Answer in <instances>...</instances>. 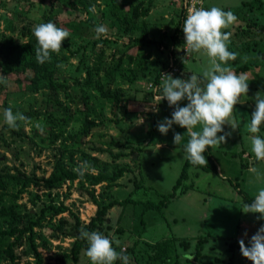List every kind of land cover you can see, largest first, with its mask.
<instances>
[{"label": "rangeland", "instance_id": "374dc122", "mask_svg": "<svg viewBox=\"0 0 264 264\" xmlns=\"http://www.w3.org/2000/svg\"><path fill=\"white\" fill-rule=\"evenodd\" d=\"M118 1L124 2V10L130 2H138ZM155 1L157 5L151 6L144 19L151 23L149 38L162 43L167 40L169 44L172 25L176 22L177 10H174L176 4L174 0ZM244 2L246 4L242 5ZM51 3L55 4L54 12H59V17L64 21L62 17L68 16L67 9L60 5L59 0H46L45 4L51 8ZM107 3L108 0H98L92 5L95 12H90L89 9L82 15L77 12L76 15L79 16L75 18L72 27L63 25L71 35L64 41L66 47L60 50V56L65 63L56 70V76L65 79L70 88L66 92L57 91V101H54L52 99L54 96L45 89L34 95L23 93L16 81L17 78H23V75L5 72L0 64V73L8 78L6 84L0 83V175L16 179L6 184L3 191L6 197L0 208L6 212L12 209L17 214L15 224L18 226L27 225L28 220H39L40 224L33 229V245L27 234L21 240V246L13 249L15 264H35L34 250L41 256L42 264H91L86 255L87 249L81 250L77 262L72 261L70 257V248L76 240L73 228L75 219L72 214L83 225L95 215L97 203L103 205L113 200L131 198L134 201H151L156 204L170 193H173V196H170L165 206L153 210H145L143 205L131 203L112 207L106 215L107 221L95 231L119 241L118 246L115 243L113 246L117 251L125 250V254L139 237L155 243L160 239L176 236L174 248L178 254L191 256L199 248L200 264H253L242 255L239 246V251L235 253L231 251V254L228 246L231 242L230 236L244 239L246 245L250 246L248 242L251 237L264 226V219H259V214H245L242 211L246 204L242 203L243 195L255 197L258 190L264 187V183L257 181L252 171L259 169L264 172V161H257L252 153L250 141L252 134L247 128L255 110V96L258 92L264 94V30L261 29L259 32L260 26H264V0H203L209 9L217 6L224 11H232L238 21L244 22L240 26L234 23L224 31L231 32L233 29L237 32L236 30L245 28L250 19L256 20L259 26L253 28L254 32H251L254 38H249V34L237 37L243 40L248 35L247 44L255 48L245 54L247 59L243 63L256 57L259 50L261 54L260 60L255 59L257 65L249 67L244 72L249 77V93L248 97L243 98V103L235 106L233 115L238 128L233 130L230 125H224L225 132L232 133L227 143L214 149L208 148V155L212 158L216 171L204 173L200 171L202 169L189 168L188 176L186 173L185 180L176 190H173V186L181 174L185 161L187 129L174 124L167 135L160 133L157 128L158 122L165 118L170 119L175 106L170 107L168 102L163 100L160 107L153 110V118L148 114L142 115L144 109H151L152 106L147 81L129 85L123 78L132 74V71L135 72L133 68H138L139 60L145 57L152 58L148 63L149 69L160 64L161 60L164 61L166 50L168 53L169 49L164 43L161 44L165 48L164 51H159L153 44L138 47L136 50L133 47L125 49L124 46L131 34H125L119 24L110 25L109 20L102 19L108 8ZM162 4H167V8L170 9L162 10L160 7L164 6ZM43 10L38 3H34V6L28 9V5L18 0L0 1V52H4L10 43L18 45L16 52L21 51L28 41V36L23 35L21 29L30 22L35 23L36 20L42 19ZM21 11L26 13L23 14ZM167 21L169 23H166ZM101 24L106 26L107 34L97 39L95 28ZM139 34L140 32H135L134 36ZM101 38L108 39L109 42L102 44L98 41ZM93 42L98 43L94 45ZM121 50H125L127 56L133 54L134 58L128 63L126 56L121 68L116 72V80L111 85V90H120L121 99L125 104L121 101L113 112L108 102L101 99L91 86L84 84L85 70L90 68L91 74L95 72V59L101 51L104 52L102 61L104 64H115ZM237 57L240 59L241 53H238ZM81 58H84L82 68L77 69ZM14 59H18L17 56L14 55ZM185 62L186 69H182V75H173L174 78L188 79L192 72L200 74L209 66V58L203 52L196 53L193 60ZM228 65L234 66L232 61H229ZM150 76L149 73L145 74L144 79L148 80ZM98 80L102 82L110 78L101 74ZM85 99L88 101L83 104L81 100ZM187 103L185 99L180 102V106H186ZM10 106L14 113L20 112L25 115L31 110L33 115L27 123L18 122V129H12L4 122L3 116L4 109ZM85 107L94 115L90 114V118L106 122L104 126L89 132L79 150V147L75 148L77 146L75 137L80 135L83 127ZM166 110L170 112L165 114ZM65 118H68L66 125L63 122ZM196 130H200V127L198 126ZM175 132L185 136L180 145L173 142ZM258 135L264 138V126ZM70 151L74 152L78 166L82 163L83 157H87L89 163L94 162L93 169L89 170L94 175L105 172L110 176L121 167L131 169L115 184L103 182L93 186L90 183L65 181L58 186L50 187L44 181H40L52 175L59 161L69 170ZM112 154H119L120 157L110 164ZM240 158L247 167L241 165ZM24 175L31 179L26 187L22 186ZM235 184L238 185L237 189ZM19 190L22 192L13 200L10 194L14 195ZM60 204L67 206L72 214L66 212L55 215L46 208L57 207ZM43 209L45 211L41 214ZM10 216L11 214L0 216L1 229H7ZM207 233L210 236H206ZM12 241L13 238H10L0 244V264H9V261L4 259L2 250ZM85 243L88 245L87 240ZM139 247L140 244L134 248L138 250L137 254L135 252L137 264H159L167 257L165 251L168 249L160 248L154 261L147 263L148 259L141 258L146 251ZM168 248L171 246L168 245ZM167 253L173 256L172 252ZM63 254L69 257L62 259ZM179 260L180 264H196L187 260L185 256H180ZM130 264H133L131 257Z\"/></svg>", "mask_w": 264, "mask_h": 264}, {"label": "trees", "instance_id": "16d2710c", "mask_svg": "<svg viewBox=\"0 0 264 264\" xmlns=\"http://www.w3.org/2000/svg\"><path fill=\"white\" fill-rule=\"evenodd\" d=\"M2 1V0H0ZM21 1L22 4H26L28 5V9L32 6H34V3H38L40 4L41 8H44L43 10V17L42 19L36 20L35 23L30 22L29 24H27L26 26H24L21 29V32L23 35H27L28 36V41L27 44H25L23 46V49H21V51H18V45H12L10 43V45L6 48V50L4 52H0V64L3 66V69L5 72L8 71V73L12 72L14 75H23V78H17V84L20 87V89L23 91V93H26L28 95H34L36 93H38L39 91L42 90H47L49 92L50 95H53L54 101L56 100V94L57 91H63L66 92L68 91V89L70 88V85L68 83H66L65 79H60L56 76V70L58 68H60L64 63L65 60H63L60 56V52L59 54L57 53H52L51 54V60L50 61H46L43 64H40L37 62L36 60V54H35V48L38 47V42L33 34V29L36 25L41 24V23H46V22H53L56 23L58 27H63V25L72 27L75 23V18L78 17L79 15H76L77 12H80L81 15L82 13L86 12L95 2H97L98 0H59L60 5L64 8L67 9V15L68 16H63L62 18L64 19V21L59 17V12H54V7L55 4L51 3L50 6L51 8H48V5L45 4L46 0H18ZM33 1V2H32ZM138 2L136 3H132L130 2L127 9L124 10V2H120L118 0H108L107 6L108 8L106 9V11L104 12V14L102 15V19L104 20H109L110 25H114V24H119L122 28H123V32L125 34H131L129 36V39L127 41V43L125 44V49H128L130 47L138 48V47H142V46H149L151 44H153L157 49L161 50V44H163L162 42H157L153 39H150V25L148 22H146L144 19L147 17L151 6L153 5L155 0H137ZM126 2V1H125ZM246 2H244L245 5ZM44 6V7H43ZM39 7V6H38ZM207 7V6H206ZM246 7V6H243ZM40 8V7H39ZM208 9V7H207ZM21 13L25 14L26 11H21ZM176 22L174 23L173 29L170 33L171 36V44L172 47H174L176 50H178L179 46H181V33H182V26H181V12L179 10V12L177 13V16L175 18ZM170 21V20H169ZM169 21H167L166 23H169ZM173 22V21H172ZM259 26V23L256 22V20L254 19H250V23L246 24L245 28L240 29L237 33V36H243L246 34H249L250 36H248L249 38H254L255 36L251 35V32L253 28ZM264 30V26H260V30L259 32ZM135 32H140L139 35L134 36ZM249 32V33H248ZM236 36V38H238ZM245 36L244 39L247 37ZM247 37V38H248ZM239 39V38H238ZM243 39V40H244ZM242 39H240V41H243ZM100 43L102 44H107L109 42L108 39H104L101 38L100 40H98ZM94 45H96L98 42H93ZM170 43V42H169ZM246 43H244L242 45V43H240L239 46V52L241 53L242 57L239 59L237 57L236 60L232 61L233 62V67L232 69L238 74V73H244L248 70L249 67L251 66H255L257 65L256 60L258 59L260 60V55L261 54V50H259L258 55L256 57H254L251 61L247 62V63H243L245 60V54L248 53V51L250 49H255L253 48L251 45H246ZM165 45V44H164ZM62 47H66V44L63 42ZM85 48V46H84ZM167 48V46H166ZM233 46L229 45V50H232ZM168 53L174 54V55H179L178 53L176 54V51L169 48ZM164 51V50H161ZM127 52V51H126ZM234 52V51H233ZM167 53V54H168ZM103 54L104 52L101 51L100 55H98L95 59V72L93 74H91V69H86V77L84 79V84H86V86H91L96 92L97 94L100 96L101 99H103L104 101L108 102L111 106V110H114L119 107L120 102L122 101L121 99V93L120 90H115L112 91L111 90V85L113 84V82H115L116 80V72L121 68L122 63L124 58L127 56L125 55V50H121L120 51V55L118 58V61L113 64V65H108V64H104L103 61ZM14 55L17 56L18 59H14ZM244 55V56H243ZM128 63H130V61H132V59L134 58L133 54L128 55ZM182 57H177V59L175 58V60H178ZM84 58L80 59V62L77 66V69H81L82 65H83V60ZM150 59V58H149ZM147 57H145L143 60H139V67H135L133 68V70L135 72H131L132 74H130L129 76H125L123 77L127 84H132L134 85L136 82L138 81H147V87L148 85L151 83L152 87L158 86L160 85V75H161V71L164 70L167 65H168V57L167 55L164 58V61H160V65L159 67L157 66H153V68L151 67L149 69V60ZM193 53L191 52V57L189 59H182V60H178L181 69H186L185 65H186V60H193ZM242 61V63H241ZM101 64L100 66L98 65ZM150 74V80H145L144 76L145 74ZM103 74L105 76H108L110 78V80L108 81H99L98 77ZM143 78V80H142ZM78 83V82H77ZM76 83V85H77ZM148 93L150 95H152V88L149 89ZM52 99H50V101H52ZM86 101H88V99L81 100V102L83 104H86ZM123 102V101H122ZM152 106L151 109H144V111L141 113L142 115L144 114H148L150 115L152 118L154 117V112L153 110H157V107L160 105L157 103V101H153V98L151 97L150 100ZM123 104H125V102H123ZM85 111V120L83 122V127L80 131V135L78 137H75V141L77 143V146L75 147L76 149H78L77 147H79V150L82 146V143L84 141V139L87 138L88 134L90 131H92L95 128H98L100 126H104V123L106 121L104 120H97V119H92L90 118V114H92L91 110L89 108H84ZM169 110L165 111L166 113H169ZM33 115V112L31 110L27 111L25 113V116L30 118ZM92 116H94L92 114ZM67 120L68 118H65L63 120L64 125L67 124ZM116 122H118V120H114ZM209 151L207 149V151L204 153V155L206 156L207 160H208V166H199V165H192L190 164V162L188 160L185 159L182 170H181V174L179 176V178L177 179L175 185L173 186V190H176L182 183L187 173L188 176V169L189 168H199L202 169L200 171L204 172V173H213L216 171L215 169V165L213 164L212 158L208 155ZM242 152L240 153V157ZM119 154H112V158L110 159V164H112V162H116V160L119 158ZM241 159V165L243 167H247V165L245 163H243V159ZM88 158L87 157H83L81 162L87 161ZM77 160L74 157V152L70 151L68 153V164H69V170L66 169L64 167V164L59 161L56 163V167H55V171L52 173V175L47 178V179H42L40 181H44V183H46L48 186L50 185V187H55L60 185L62 182L65 181H78L79 183H90L91 185L95 186L98 185L100 183L103 182H112V183H116V181L118 179H120L126 172H129V170L131 169L130 167H121L117 170V172L113 173L112 175L109 176V174H106L105 172H100L96 175L90 173L89 171L85 173V175L83 177L79 176L78 173L76 171H74V169H76L78 167L77 165ZM88 162V161H87ZM89 163V162H88ZM91 165V169H93V166L95 165L94 162L89 163ZM198 170V169H197ZM7 179V182H5V180ZM16 180L13 177L10 176H2L0 175V206L2 204V202L4 201L6 194L4 191L5 186L7 183H10L12 181ZM31 179L25 177L24 175V179H23V187H26L29 183H30ZM22 187V188H23ZM238 185L235 184V188L237 189ZM22 192V190H19L16 194L11 195V198L13 200L17 199V197L20 195V193ZM239 193H242V191H239ZM170 196H173V193H170L169 195H166L162 201H159L158 203H153L151 201H134L131 198H126L122 201H117V200H113L108 202L107 204H103L100 205L99 203L96 204V212L95 215L90 219V221L87 224H81L80 220L74 216V214H72V212H70L69 208L63 204H60L57 207L54 206H48L46 207L47 210L51 211L53 214H62V213H66L69 212L70 214H72V216L75 219L74 222V231H75V236H76V240L74 242V244L72 245V247L70 248V257L72 259V261L77 262L79 259V255L81 253L82 249H87L88 245L85 243L86 239H81L80 238V230L81 228L85 229L86 231H95L96 229H99L102 224L104 222L107 221L106 215L108 213V211L114 207V206H123L127 203H131V204H138V205H143L145 210H153L155 208H159L161 206H165L166 202L169 200ZM255 197H249V196H245L243 195V202L242 203H251L252 200ZM44 209L41 210V214L44 213ZM7 214H11L10 219L8 220V227L7 229H1L0 228V244H3L5 242V240L13 238L12 242H9L8 244H6L5 248L2 250L3 251V257L5 260L9 261V264H15V256L13 254V249L16 247H20L21 246V240L24 238L25 235L28 234V239L29 241H31L32 245H33V238H34V227L35 226H39V220H35V221H27V225H17L15 224V220H17V214L12 211V209H9L7 212L1 207L0 208V216L4 217ZM108 227V226H107ZM210 228V226H209ZM206 236H210V234H206ZM230 239V243L228 246V251L231 254V251L233 253H235V251H239L238 250V246H239V240L240 238H234L232 236L229 237ZM177 240L176 236H172L171 238L168 239L167 238H163L160 239L158 241H156L155 243L153 242H148L145 240H142L141 237H139V239L137 240V242L134 243V245L132 247H130L129 252L127 253L128 256H130L132 258L133 264H137L136 259L137 257L135 256V252L137 254L138 250H135L134 248H137V245L140 244V249H144L145 254L141 255V258H146L147 263L148 261H154L156 255L159 253V249L161 248V250H167L173 253V256H170L171 254H168V251H165L167 254L166 258H163L162 261L159 264H180V256H185V258L189 261H191L192 263H196V264H200L198 262V259L200 257V251L199 248L197 250V252L193 256L194 258L192 260L188 259L189 256L186 255H181L178 254L176 248H174V241ZM141 242V243H140ZM246 242V241H245ZM137 243V244H136ZM168 245L171 246V248H168ZM240 247V246H239ZM160 250V251H161ZM157 251V252H156ZM35 252V258H36V263L35 264H42L43 260L41 258V256L34 250ZM133 252V253H132ZM155 254H154V253ZM62 259H66V257H69L67 254H63L62 255ZM115 264H122V262L120 260H117L115 262Z\"/></svg>", "mask_w": 264, "mask_h": 264}, {"label": "clouds", "instance_id": "9594fccd", "mask_svg": "<svg viewBox=\"0 0 264 264\" xmlns=\"http://www.w3.org/2000/svg\"><path fill=\"white\" fill-rule=\"evenodd\" d=\"M95 12V7L89 8ZM237 17L232 11H224L213 6L210 9L189 6L187 16L183 24L185 36V49L192 53L203 52L209 58V66L197 74L192 72L188 79L174 78L172 74H162V83L156 89L154 99L159 103L167 100L170 107L175 106L171 118H165L158 122V131L167 135L173 125L186 128L188 140L184 145L185 159L192 165L208 166V160L204 153L209 147L227 143L231 132H225L224 125H230L233 130L238 124L233 115L236 105L243 103L249 93V77L246 73L237 74L229 61L237 59L238 53L229 50L231 32L224 31L236 23ZM96 37L99 39L107 34L105 25H97ZM33 34L38 42L35 48L36 60L43 64L51 60V54H59L63 42L71 33L56 23L46 22L38 24L33 29ZM245 59H247L245 57ZM7 76L0 73V83L6 84ZM187 100L186 106L181 107L180 102ZM158 103V104H159ZM255 110L247 125L250 137L251 151L257 161H264V138L258 133L264 126V94L255 96ZM4 122L12 129H18V122H28V117L20 112H13L12 107L4 109ZM200 130H196L197 127ZM39 127V126H37ZM224 133L223 135H218ZM185 136L174 133L173 142L180 145ZM91 169V165L84 161L74 171L83 177ZM257 181L264 183V172L252 169ZM245 214H259V219H264V187L258 190V194L251 203H246L242 210ZM247 236V233L244 234ZM80 238L86 239L88 248L86 255L91 264H115L120 260L122 264H130V257L125 250L117 251L113 246H118L119 241L102 234L99 231H86L81 228ZM246 245L244 239L239 240L242 255L253 264H264V226L251 237ZM194 257L189 256L192 260Z\"/></svg>", "mask_w": 264, "mask_h": 264}, {"label": "built area", "instance_id": "2783aa9c", "mask_svg": "<svg viewBox=\"0 0 264 264\" xmlns=\"http://www.w3.org/2000/svg\"><path fill=\"white\" fill-rule=\"evenodd\" d=\"M189 6H195L197 8L203 7L205 9H207V7L203 3V0H180V8H179V10L181 12V26H182L181 46H179L177 51H176V49L174 47L171 48V49L176 51V54L178 53L179 55L176 56V55L171 54V53L167 54L168 65H167V67L164 70L161 71V75H160V78H159L160 83H161L162 74H169L170 73L172 75H178V74L182 75V69L180 67V64L178 63L179 62L178 60L189 59L191 57V52L187 51L185 49V36H184V33H183V24H184V21H185L186 16H187V8ZM177 57H182V58H180L178 60H175V58L177 59ZM151 85L152 84L150 83L148 85L147 89L149 90V89L152 88V97H154L156 89L159 87V85L155 86V87H152Z\"/></svg>", "mask_w": 264, "mask_h": 264}, {"label": "crops", "instance_id": "0c3cea01", "mask_svg": "<svg viewBox=\"0 0 264 264\" xmlns=\"http://www.w3.org/2000/svg\"><path fill=\"white\" fill-rule=\"evenodd\" d=\"M173 1H171V6L173 5V3H172ZM174 4H176V5H174V10H177V13L179 12V8H180V1L178 0V1H176V0H174ZM155 5H157V1H154V3H153V5L152 6H155ZM162 5H164V6H160L161 7V9L163 10V9H166V10H169L167 7V4H162ZM207 6V5H206ZM208 7V6H207ZM208 9H209V7H208ZM149 21V20H148ZM147 22V21H146ZM149 23V25H151V23L150 22H148ZM236 25H238V26H240V24H244V22H240V21H236V23H235ZM237 32L239 31V30H236ZM226 32H228V30H226ZM233 32V33H232ZM231 33H232V36H231V38H230V45H232L233 46V48H232V50L235 52V53H240L239 52V46H240V43H242V45H243V43H246L247 41H248V39L249 38H245L243 41H240V39H238V38H236V36H237V33L235 32V31H233V29L231 30ZM128 41V40H127ZM169 44H168V42H167V40H165L163 43L165 44V46H167V49H168V47L169 48H172V45H170L171 44V41H170V39H169ZM161 50H165V48L163 47V46H161ZM137 48H135V50H136ZM143 50H145L144 48H142ZM159 50V49H158ZM161 50H159V51H161ZM177 51V50H176ZM145 55H146V53H145ZM166 55H167V50H166ZM195 55H196V53H193V58L195 57ZM149 60H152V58L150 57V59ZM190 61V60H189ZM151 64V63H150ZM159 65L160 64H156V66L157 67H159ZM160 86V85H159ZM151 97H152V95H151ZM153 98V97H152ZM165 102L167 101L166 99L164 100ZM158 102V101H157ZM160 104V103H159ZM158 107H160V105L158 106ZM158 107H157V109H158ZM243 107H247V106H243Z\"/></svg>", "mask_w": 264, "mask_h": 264}]
</instances>
